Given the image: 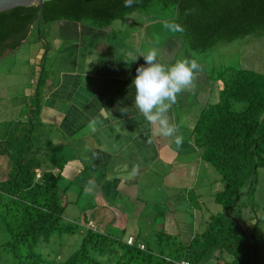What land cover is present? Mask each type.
I'll list each match as a JSON object with an SVG mask.
<instances>
[{
    "label": "trees",
    "instance_id": "trees-1",
    "mask_svg": "<svg viewBox=\"0 0 264 264\" xmlns=\"http://www.w3.org/2000/svg\"><path fill=\"white\" fill-rule=\"evenodd\" d=\"M150 1L135 0L132 7L125 8L123 0H47L41 23L86 20L102 28ZM157 1L161 6H174V18L184 26L180 33L193 50L264 29V0ZM188 9L195 11L185 15ZM38 10L37 5H30L0 12V56L26 39L35 26ZM43 75L41 69L35 105ZM218 78L223 81L219 101L202 109L192 129L194 144L202 158L218 171L224 186L215 193L224 211L211 215L204 231L196 232L188 242L160 232L158 250H153L135 236L132 243H127L130 236L79 228L63 217L58 180L64 160L53 154L50 165L43 167L37 156H24L33 146L27 131L22 138L10 141L14 145L11 166L0 179V220L10 236L1 246L12 255L14 264H175L181 260L208 264L213 255L223 252L229 257L226 264H253V252L254 264H264L254 231L243 233L238 219L229 214L243 194H250L257 168L264 166V73L236 68L227 78L220 73ZM233 101H244V108L232 109ZM248 181L249 188L245 189ZM77 229L80 243L66 258L59 260L60 253L52 255L54 258L42 254L40 245H47L53 234Z\"/></svg>",
    "mask_w": 264,
    "mask_h": 264
},
{
    "label": "crops",
    "instance_id": "crops-1",
    "mask_svg": "<svg viewBox=\"0 0 264 264\" xmlns=\"http://www.w3.org/2000/svg\"><path fill=\"white\" fill-rule=\"evenodd\" d=\"M54 22L55 27L49 31L58 36L51 35L54 38L48 41V49L38 46L35 52L39 59L51 50V59L48 69H44L38 105L34 103L37 84L34 85L26 111L31 123L26 125H36L37 115L43 128L37 149L47 150L51 145L55 149L53 154L64 160L59 180L66 176V184L62 192L58 189L64 209L65 193L76 183L79 191L72 192L68 203L76 206L83 193H87L88 201L83 205L85 223L92 229L143 217L183 219L176 210L178 200L183 198L181 193L187 198L188 192H197L199 201L201 196L195 185L201 174L211 168L194 144L192 129L202 109L219 101L223 81L218 73H210L200 63L203 71L196 74L192 86L179 94L169 109L171 124L183 136V145L177 150L172 138L154 132L134 103L131 81L136 68L144 64L139 54L146 29L142 35L134 30L126 37L110 25L97 28L67 19ZM18 46L7 49L0 58ZM130 54L138 56L137 60L131 62ZM245 63V69L264 73L256 66L255 58H247ZM93 120L96 123L90 126ZM8 125L11 129L10 122ZM5 151H0V175L4 176L11 165L7 166ZM214 180H221V176L215 175ZM161 191L167 192L162 198L150 194ZM163 204L167 205L166 210ZM199 204L193 206L196 209L192 219L197 220L191 224L172 221L174 226L169 232L182 242L194 236L198 219L211 217ZM238 221L250 230L246 222Z\"/></svg>",
    "mask_w": 264,
    "mask_h": 264
},
{
    "label": "rangeland",
    "instance_id": "rangeland-1",
    "mask_svg": "<svg viewBox=\"0 0 264 264\" xmlns=\"http://www.w3.org/2000/svg\"><path fill=\"white\" fill-rule=\"evenodd\" d=\"M174 16L173 5L161 6L159 1L152 0L148 4L142 5L121 18L112 21L110 27L119 29L121 35L126 37H129L134 30L142 35L144 29H146L147 32L140 43L141 52H147L150 48L156 47L158 49V60L165 65H171L176 60L186 57L194 58L199 64H203L204 68L210 73L211 71L220 73L224 75V78H227L236 68H245L247 66L245 63L247 58L253 57L257 62V64L255 63L256 66L261 72H264V29L240 36L232 41H216L204 50H193L188 46L182 33H173L163 27L162 21L172 19ZM81 22L90 25L89 21L83 20ZM54 23L42 22L39 27V33H37L36 25L33 26L29 37L20 43L18 48L0 58V139H2L0 151L8 150L11 152L8 155L9 153L5 151L8 159L7 166L11 163L14 150V145L10 141H13V138L18 136L22 138L23 133L27 131L30 134V144L33 146L32 150L25 152L24 156L35 155L43 161V167H48L51 163L48 159L53 156L55 151L51 145L50 149L47 150L37 149V146H40L42 142L41 134L43 131L37 115L35 120L38 123L36 125H26V122H29L27 119L28 113L26 112L28 110L27 104L32 100L33 95L31 94L35 90L34 85L36 86L39 81L41 69H48V62L51 59V50L49 52L46 51L47 54L43 53L39 59L35 58V52L38 46L43 49L44 46L46 48L45 41L48 43L55 36H58L57 33L49 31L50 27H55L56 23ZM51 35H54V37L52 38ZM244 106V101L232 102V109L234 110H241ZM9 122L12 125L11 129H9ZM31 127L33 128L31 129ZM5 132H10V134L3 138L2 136H4ZM206 163L208 167H211V171L208 169L204 175L201 174L195 185L201 199L198 201L197 192H188L187 198H184L185 193H181L183 198L181 197L176 204V210L180 212V217L183 219H149L143 217L142 219H127L128 221L126 220L127 222L123 224H118L117 221L109 222L101 229L96 228L95 230L122 238L127 237L128 234H133L146 247L158 250V234L160 232L172 234V232H169V228H173V220L186 221L190 224L192 220H197L192 219L194 209H196L193 206H198L201 203L205 212L210 215L222 213L224 209L215 200V195L213 194L222 190L224 187L223 182L222 180H214L215 175L220 176V174L213 165L207 161ZM3 168H5L4 165ZM2 176H4V173L0 175V179H2ZM66 179V176H62L58 182V189H61V192L65 188ZM77 185L72 183L68 193H65L67 206L63 211V217L84 230L88 227L85 223L84 215L86 209L83 208L84 203L88 201L87 193H83L81 200L76 206L68 203L71 202L70 196L73 195L72 192L75 191L77 194L79 191L80 187ZM249 185L250 182L248 181L245 189H248ZM150 194L157 197L160 195V198H162L167 192H152ZM163 206V209L165 208L166 210L167 205L163 204ZM229 214L236 220L239 219L241 222H246V225L250 226V230L254 231L258 253L264 261V166L257 168L255 183H253V189L250 194H243L239 203L232 206ZM209 221L210 217L209 219H198V223H195L194 226L195 233L204 231ZM240 225L244 228L242 224ZM96 226L98 225L96 224ZM154 227L155 230H153ZM158 227L159 231L157 232L156 229ZM9 237V233L3 229V222L0 220V264H14L12 255L5 251V248L2 249L3 247L1 246L2 241L9 239ZM80 240L81 232L79 229L72 233H57L52 235L47 245H40V250L43 255L48 253L49 256L60 253L58 258L62 260L78 247ZM218 256L219 253H216V256L213 255L208 264H226L225 261L229 258L228 255L223 252L221 256Z\"/></svg>",
    "mask_w": 264,
    "mask_h": 264
},
{
    "label": "clouds",
    "instance_id": "clouds-1",
    "mask_svg": "<svg viewBox=\"0 0 264 264\" xmlns=\"http://www.w3.org/2000/svg\"><path fill=\"white\" fill-rule=\"evenodd\" d=\"M135 0H123L125 8L132 7ZM195 9H188L185 15H190ZM163 27L173 33L183 32L184 26L176 18L162 21ZM144 64L139 65L135 77L131 81L134 86V103L145 120L153 126L154 132L172 138L179 150L183 145V136L174 127L167 113L177 102V96L192 86L196 74L203 71L196 59H178L171 65H165L158 60V49L152 47L147 52L139 54ZM136 55L130 54L131 62L137 60ZM95 120L90 126H94Z\"/></svg>",
    "mask_w": 264,
    "mask_h": 264
},
{
    "label": "water",
    "instance_id": "water-1",
    "mask_svg": "<svg viewBox=\"0 0 264 264\" xmlns=\"http://www.w3.org/2000/svg\"><path fill=\"white\" fill-rule=\"evenodd\" d=\"M44 1H47V0H0V12L8 11L15 7H26L30 5H37L39 7V10H38L37 20H36L35 25H36L37 33H39V27L41 24ZM45 45L47 49L48 43L46 41H45ZM43 62H44V57H43ZM240 229L243 233H246V230L241 225H240ZM255 258H256V255L253 252V264H254Z\"/></svg>",
    "mask_w": 264,
    "mask_h": 264
},
{
    "label": "built area",
    "instance_id": "built-area-1",
    "mask_svg": "<svg viewBox=\"0 0 264 264\" xmlns=\"http://www.w3.org/2000/svg\"><path fill=\"white\" fill-rule=\"evenodd\" d=\"M133 242V237L130 236L127 238V243H132ZM142 247V246H141ZM175 264H191L190 262H188L187 260H181V261H177L175 262ZM205 264V263H204Z\"/></svg>",
    "mask_w": 264,
    "mask_h": 264
}]
</instances>
